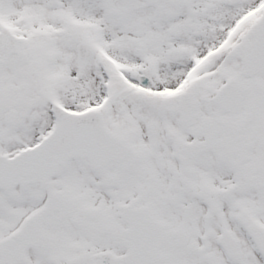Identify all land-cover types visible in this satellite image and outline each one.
Here are the masks:
<instances>
[{"label":"snow or ice","instance_id":"obj_1","mask_svg":"<svg viewBox=\"0 0 264 264\" xmlns=\"http://www.w3.org/2000/svg\"><path fill=\"white\" fill-rule=\"evenodd\" d=\"M0 264H264V0H0Z\"/></svg>","mask_w":264,"mask_h":264}]
</instances>
